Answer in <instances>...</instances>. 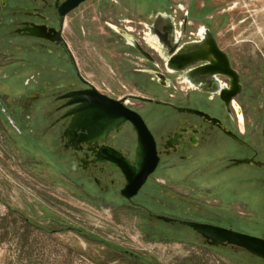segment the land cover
I'll list each match as a JSON object with an SVG mask.
<instances>
[{
	"label": "rangeland",
	"instance_id": "1",
	"mask_svg": "<svg viewBox=\"0 0 264 264\" xmlns=\"http://www.w3.org/2000/svg\"><path fill=\"white\" fill-rule=\"evenodd\" d=\"M159 13L174 16L179 31L188 15L189 32H212L242 76L238 104L248 134L264 130V0H87L68 17L64 34L82 76L114 99L133 95L184 103L187 86L175 79V88L155 85L142 73L154 69L120 36L119 30L142 42ZM6 34L0 26V264H264L242 250L209 247L188 227L148 215L176 214L171 207L178 202L160 194L171 191L204 210L192 220L264 239L258 170L226 168L238 151L181 166L164 160L132 202L120 197V188L101 193L72 170L51 130L48 101L29 99L44 84L69 83L72 76L51 71L68 66L47 56L36 41L31 52L27 41ZM129 106L150 127L173 115L166 106L138 100Z\"/></svg>",
	"mask_w": 264,
	"mask_h": 264
},
{
	"label": "flooded vegetation",
	"instance_id": "2",
	"mask_svg": "<svg viewBox=\"0 0 264 264\" xmlns=\"http://www.w3.org/2000/svg\"><path fill=\"white\" fill-rule=\"evenodd\" d=\"M57 1L61 3L65 0H1L0 26L7 29L8 31V34L3 36V38L27 41V50L31 52L35 51L36 41L37 48L48 54L47 56L52 57L56 61L63 62L65 66H68V68L64 70L61 69L59 72H57L54 68H52L51 71L56 75L58 74L59 77L72 76L70 82H55L54 86L50 84H44V89L42 92L38 93L40 96L36 98V100L48 101V113L51 117H53L51 130L54 133L53 135L59 138L62 144L63 153L71 165L72 170L78 174V179L92 182L101 193H110L120 188V195V190L123 186H121V180H119V178L118 180L115 179V174L108 173L106 170L101 172V170L105 169L106 167L94 163L95 159L93 154L89 151L88 146L80 145L79 150L77 151L73 149L72 145L68 143V138L65 137V131L68 127V122H66L68 119L65 118V115L68 111V108L65 107L67 100L63 99V97L70 91L87 88V86L83 84L81 79L78 77V71L76 69L77 62L72 51L70 50V47L69 51L71 52V55L69 51L63 46H56L49 42L28 37L26 35L27 32L24 30L25 28H31L34 25H42L59 30L61 17L59 15L58 9H56ZM76 10L69 13L64 20L63 38L66 43L67 41L64 37V34L68 26L67 19ZM172 17L174 18V16ZM154 19L155 16L152 19L151 24L145 27L148 38H144L140 44L146 52H148L147 49H149V51L154 50L157 56L156 58H154L150 52L148 53L150 54L152 60L144 57L134 46L129 44V42L122 35L120 36L124 38L126 45L137 52L154 69L141 72L145 75H148L155 85L161 88H175V84L172 81V79H175L178 82L185 84L189 90L188 94L183 96L185 101L184 103L174 105L173 103L167 101L168 104L172 105L166 106L172 110V116H165L161 119L155 120L152 127L147 125L145 122L156 141L157 151L160 157V163L156 172L161 168V164L164 160L170 163L180 164L181 166L183 163H190L194 160H200L209 157L213 153L229 155L234 151H238L240 155L239 158H230L228 160L229 165L226 168H231L232 160L234 159H251L253 161V165L247 166L258 170V181L264 189V130L259 132L253 131L248 134L245 123V114L242 107H240L238 104V101L242 98L244 91L242 76L239 71L235 69L231 58L229 57L232 67L238 72L240 77L241 90L239 94L231 99L230 104L227 106L223 101H221L219 93L215 92L219 89L229 88L231 85L230 79L220 76L215 82L208 86L201 85L200 88L207 91L201 92L197 86L193 85L192 83L185 82L183 74H170L167 73V71L160 70L157 61L161 62L164 66V69L166 70L165 62L153 47L158 39L151 38V32L148 29V26L153 24ZM174 25L175 31L170 27H167V30H165L164 33L168 35L170 42H174V40H180V46L186 43L201 41L203 38H205V30H209L208 28H203L198 29L196 32H189L190 24L188 15H186L180 23L181 31H179V26L176 23L175 18ZM72 56L75 60V63L72 59ZM155 72L165 74L167 79H169V84L164 85L167 84L166 81L160 80L158 77H156L153 74ZM170 97L172 98L173 96L170 95ZM131 100L137 101V99ZM173 106L177 108H192L202 110L211 117L220 119L225 127L229 128L232 132L240 137L241 143L232 140L220 128L206 123L200 117L190 115L185 112H179L175 110ZM110 142H115L117 149L123 151L129 160L132 161L134 159L137 148V136L131 125L124 126L119 132H113L111 134ZM255 163H259L260 165H256ZM173 167L174 165H171L170 167H167V169L171 170ZM186 167L187 166H183V168ZM153 175L149 177L148 181ZM160 194L172 201L178 202L176 207H171L172 210H175L177 215H168L166 213L156 214L153 210H148L150 220L161 221L157 217L164 216L179 221L196 222L192 220V216L195 214H200V212L204 211L188 198L173 194L171 191L165 192L164 190H161ZM121 198L124 199L123 197ZM132 200L129 202H132ZM156 205L165 209L168 208L167 204L162 203L158 199H156ZM198 223L225 228L212 223ZM169 225L181 226L178 223L176 225ZM225 229L232 230L230 228ZM193 233L196 234L195 232Z\"/></svg>",
	"mask_w": 264,
	"mask_h": 264
},
{
	"label": "water",
	"instance_id": "3",
	"mask_svg": "<svg viewBox=\"0 0 264 264\" xmlns=\"http://www.w3.org/2000/svg\"><path fill=\"white\" fill-rule=\"evenodd\" d=\"M87 0H65L61 3L57 1L56 9L61 17L60 29L49 28L42 25H34L25 28L27 36L41 41L49 42L56 46H63L69 51V46L63 38V28L65 17L78 9ZM167 27L175 31L174 18L165 13L155 16L154 22L148 26L151 38H157L154 49L159 53L165 62L167 73L183 74L185 82L197 86L201 92H207L200 86H208L215 82L218 77H226L231 80L229 88L217 90L221 101L227 106L233 97L240 93V77L238 72L232 67L229 55L223 51L210 30H205V38L199 42L186 43L180 46V40L170 42L165 34ZM121 35L134 46L144 57L152 60L150 54L146 52L138 40L129 36L126 32L120 31ZM164 33V34H163ZM70 55L71 52L69 51ZM75 63V60L72 56ZM76 65V64H75ZM78 71V77L87 86L86 89L73 90L68 92L63 99L67 100L65 107L68 111L65 118L68 120V127L65 137L73 149L79 150L80 145L89 147L93 154L94 163L105 166L101 172L115 174L114 178L123 181L120 196L131 201L137 197L146 185L149 177L153 175L160 163L156 141L147 127L143 117L129 106V100L137 99L144 103L158 106H168L167 102L155 99L127 96L121 99H113L103 94L97 87L85 80ZM160 80L169 79L163 73H153ZM40 95L35 93L29 97L36 100ZM172 106V105H170ZM173 108L179 112L200 117L206 123L220 128L232 140L241 143L240 137L225 127L218 118L211 117L202 110L192 108ZM131 125L136 132L137 148L134 159L131 161L125 153L117 149L115 142H110L111 134L119 132L124 126ZM260 165L259 163H255ZM253 165L251 159H234L232 166ZM159 220L164 223L188 227L195 232L204 243L215 249L242 250L252 257L264 261V239L236 232L221 227L198 222L179 221L173 218L159 216Z\"/></svg>",
	"mask_w": 264,
	"mask_h": 264
}]
</instances>
